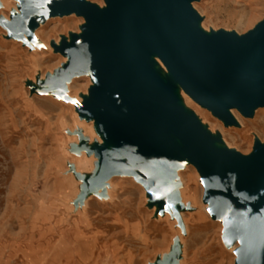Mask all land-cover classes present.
Wrapping results in <instances>:
<instances>
[{
    "label": "rangeland",
    "instance_id": "rangeland-1",
    "mask_svg": "<svg viewBox=\"0 0 264 264\" xmlns=\"http://www.w3.org/2000/svg\"><path fill=\"white\" fill-rule=\"evenodd\" d=\"M86 1L106 8L104 0ZM194 1L204 37L239 38L264 21V0ZM20 6L21 0H1V22H11ZM84 26V18L73 15L48 19L33 32L42 46L29 49L0 24V264H158L175 239L180 251L172 264H236V251L204 209L200 176L187 160L169 185L176 199L155 210L159 196L132 175L105 176L106 167L99 177V159L75 151L76 131L89 145L101 143L92 123L75 113L97 80L92 73L72 79L70 102L59 95L48 82L65 59L50 43L79 38ZM182 106L210 140H220V151L246 158L264 145V107L251 119L230 112L239 123L234 126L191 101L182 99ZM176 205L178 216L169 213Z\"/></svg>",
    "mask_w": 264,
    "mask_h": 264
},
{
    "label": "water",
    "instance_id": "water-1",
    "mask_svg": "<svg viewBox=\"0 0 264 264\" xmlns=\"http://www.w3.org/2000/svg\"><path fill=\"white\" fill-rule=\"evenodd\" d=\"M190 1L104 0L106 8L98 11L86 9L80 0H21L20 22L0 24L18 39L45 17L83 14L82 35L71 37L69 47L57 48L71 60L49 82L59 91L63 80L91 70L97 84L84 113L91 117L93 108L102 107V117L108 118L120 112L119 102L134 117L123 131H133L136 141L126 155L104 157V175L139 169L150 194L159 196L156 202L166 199L169 193L161 190L150 164L168 165L155 142L166 144L171 133L200 176L209 214L223 226L224 243L239 245L236 264H264V145L254 146L246 158L212 149V140L173 105L145 63L148 48L193 102L219 119L224 118L221 110L230 108L248 117L264 107V21L239 38L222 33L204 37L193 29Z\"/></svg>",
    "mask_w": 264,
    "mask_h": 264
},
{
    "label": "bare ground",
    "instance_id": "bare-ground-1",
    "mask_svg": "<svg viewBox=\"0 0 264 264\" xmlns=\"http://www.w3.org/2000/svg\"><path fill=\"white\" fill-rule=\"evenodd\" d=\"M0 2H1V0H0ZM80 3L86 9L88 7L92 6L86 0H80ZM192 3H196V1H190L187 4V7L196 16V22L193 25V29L196 32H201L202 30L200 29V17L194 12V10H193L194 5ZM71 15H73L77 18H80V19H82L84 17L83 14H76L75 12H71V13H67V14H55L52 16H48V17H45L43 20L38 21L36 26L34 28H32L31 30H29V32L20 34V37L18 39H15V38H10V39L19 40L18 42H20L21 44L27 43L28 44L27 47L29 49H33L34 47L39 48L42 45H40V43L36 40V38L33 37V32L37 28H39V26L42 25L48 19L55 18V17L62 18V17L71 16ZM14 19H15L16 23L20 22V19H21V12L20 11L18 12L17 15H15ZM11 22H7V24H10ZM4 29L6 30V32L8 34L9 29H6V28H4ZM70 45H71L70 39H68L67 41L64 39H61L57 45L50 43V47L51 48L55 47L56 49L60 48L61 46L69 47ZM63 58L65 59L64 66H66L68 61L71 60V56L63 55ZM145 63L147 65V67L151 70V72L154 74V76L157 79H159V81L163 84L165 89L168 91L169 97L172 100L173 105L175 107H178L180 105L182 107V109H180L181 112L184 113V110H185L187 112V114L185 113V115L191 122L194 119L189 117L188 111L182 106V99H183V101H185V103H187L188 101H191L194 105H196L200 109L208 110L207 108L202 107V106L198 105L197 103L193 102L191 100V98L183 92V90L174 81V79L172 78L170 73L164 67L162 62L148 48L146 49V53H145ZM64 70H65L64 67H61L60 70H58V71L64 72ZM159 70L162 71V74L160 73ZM90 73H91V70L86 69V70H83L81 74H74L72 77L63 80L64 88L59 90L60 91L59 95H61L63 98L67 99L68 102H70V100L66 97V86H67V84L72 79H74L76 77L87 76ZM55 77H56V73H54V75L50 78V80L54 79ZM49 85H51L50 82H48V86ZM48 86H45V88H47ZM260 89L264 92V82L262 84H260ZM181 95L185 96L186 98L181 97ZM89 96H90V93H87V95L85 97H83L82 102L75 106V113L77 114L78 120H80V121L83 120L85 122H91L92 123L94 133L95 134L97 132L100 133V135H98V138H99L101 143L95 142V145H93V146H92V144L89 145L86 142V139L82 136V134L80 132L76 131L75 134L78 136L79 142H78L77 147L75 148V151H77V153H80V152L85 153L86 152L85 155L87 157L92 156L94 158L95 162H97L99 159V167H98V170L100 172L99 177H102V173H103L104 169L108 166L104 162L105 159L106 158L110 159L113 155H117V156L126 155L128 153L130 144L133 141H136V134L133 131H128V132L123 131L128 120H133L134 117L129 113L128 109H126L124 106H122L119 102H117V105L120 108V112L115 113V114L109 116L108 118H104L101 115L102 107H95L92 110V116L89 117L87 114L84 113V110L89 107ZM258 109H261V107L255 108L247 118L251 119L253 117V115L256 114V111ZM233 111H235L240 117H242V118L245 117L236 108L222 109L221 112H222L224 118L220 119V120L224 125L230 124V125L238 126L239 123L234 119V117L230 113ZM210 113L212 114L211 111H210ZM215 117L218 118V116H215ZM85 125H89V124H85ZM165 140H166L165 141L166 144H164V143L161 144L160 140L158 139L155 142V145L159 146L161 151L163 152V154L167 157L168 165L165 163L155 162V163L150 164V168H151L153 174L155 175V177H156V179H157V181L161 187V190L168 192L170 195L168 194L166 196V199H161L160 201L156 202L157 206L155 205L153 207L155 210H156V207H158L159 210H161L162 208H165L167 203H170L171 201L176 199L173 192L169 190V185L173 181L172 180L173 176L176 175L177 167L180 166V162H185V160H186V156L181 150V144H180L179 140L174 135H172L171 133H168L165 136ZM219 144H220V140L213 139L210 146L212 149L221 150V148L218 146ZM79 145H82V147L84 149L83 148L80 149V147L78 148ZM88 150H90V152L91 151L92 152L87 155ZM95 153L97 154L96 156L94 155ZM104 157H105V159H104ZM68 167L70 168V170H72L71 172L74 173L75 175L79 174V172H77L75 170V168L72 164H68ZM193 168H195V167L193 166ZM72 173H70V174L72 175ZM123 174L132 175L133 178L137 179L148 191H149V189H152L146 183V180L144 178H142L141 171L139 169L133 170L130 168H126L124 170ZM79 176H82V174L80 173ZM80 178H82V177H80ZM83 180L85 181V183L88 182V180H86V179H83ZM108 183L109 182L103 183L101 185L102 189H106V187L108 186ZM177 208H178L177 205L174 207L172 206V208L169 209V213L175 212L178 216L179 211L176 210ZM204 209L205 210L208 209V203L205 204ZM215 222L221 223L219 220H215ZM177 249L180 251V246L178 245V243L176 242V239H175L172 241V245L170 246L168 253H166L164 258L162 260H160L158 262V264H172L173 262H175V261H173V257L175 255ZM228 249H231L232 251H237L239 249V245L235 241L228 247Z\"/></svg>",
    "mask_w": 264,
    "mask_h": 264
}]
</instances>
